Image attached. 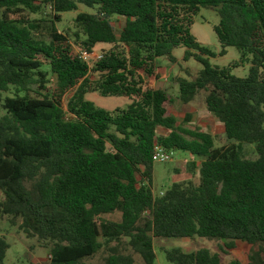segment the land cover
<instances>
[{
  "label": "trees",
  "instance_id": "1",
  "mask_svg": "<svg viewBox=\"0 0 264 264\" xmlns=\"http://www.w3.org/2000/svg\"><path fill=\"white\" fill-rule=\"evenodd\" d=\"M83 4L72 37L61 33V13ZM52 12L48 39L35 36V21L21 12ZM202 7L213 8L220 51L191 33ZM124 19L116 33L112 17ZM87 63L80 51L92 53ZM203 67L193 78L176 77L185 104L205 92V105L229 142L185 117L172 114V98L151 87L159 59ZM235 47L239 57L219 67L211 58ZM248 66L245 76L236 68ZM90 92L131 99L107 110L86 99ZM5 93V95H4ZM155 144L188 152L178 163L198 183L152 188ZM257 157L246 158L244 145ZM195 158V159H194ZM183 166V167H184ZM174 171L178 172L177 167ZM0 220L35 236L49 249V264H155V239L224 240L243 243L244 259L225 263L202 247L164 249L171 264H264V0H0ZM118 214L117 219L109 215ZM9 248L0 235V264ZM131 250V252H127Z\"/></svg>",
  "mask_w": 264,
  "mask_h": 264
},
{
  "label": "rangeland",
  "instance_id": "2",
  "mask_svg": "<svg viewBox=\"0 0 264 264\" xmlns=\"http://www.w3.org/2000/svg\"><path fill=\"white\" fill-rule=\"evenodd\" d=\"M79 12L94 13V10L86 7L83 4L78 5L77 10L61 13V21L56 22V27L59 32L72 37L76 31L74 18ZM22 19H29L38 24L35 29V36L42 39H48L51 30L52 12L47 8H43L36 14L21 12L20 15L13 16ZM114 30L118 33L124 26V19L114 16L111 19ZM219 22V16L213 8L202 7L197 16L193 18L191 33L197 40L215 52L220 51L221 46L218 42L217 35L213 30V26ZM73 39V37L71 38ZM108 45L99 44L95 54H100L101 49L108 48ZM184 48H176L173 52L178 59L177 63H171L166 58L159 59V68L156 71L157 76L146 77L148 84L154 88H163L171 96L172 114L175 116L179 124H183L185 117L191 116V122L203 128L204 131L211 133L215 137L216 145L222 146L229 142L223 133L221 122L211 114L205 105V92H201L190 103H183L179 98L178 86L174 79L179 76L193 78L196 73L203 67L199 62L190 59L186 62L182 60ZM239 57V52L235 47H228L227 53L223 56H217L210 59V63L214 66L223 67L231 61ZM92 62V58L89 59ZM238 76H245L248 72V66L239 67L233 71ZM5 95V93H4ZM86 99L93 102L95 106L107 110L116 108H126L132 101L125 96H102L97 92H90L86 95ZM244 154L246 158L254 159L257 157L254 145L245 144ZM171 159L167 162L153 163V178L152 188L155 195H160L167 190L173 183L180 181H191L198 183V176L191 175L186 171V167L178 166V163L189 161L192 156L188 152L174 150L170 152ZM195 159V158H194ZM179 169L178 172L174 168ZM3 198L0 192V199ZM112 219H117L118 214L109 215ZM21 220L18 219L16 224L10 222V218L5 216L0 220V235L6 237L9 248L6 253V264H49V249L42 246V243L35 236H28L20 227ZM224 240L207 239L195 236L194 238H166L155 239L154 245L156 249L155 264H171L164 256V249L174 247L182 248L187 252L194 251L198 248H208L212 252H220L225 263L234 258L244 259L243 243L238 242L236 250L222 249ZM131 252V250H127ZM135 259V264H142V259L138 254L132 253ZM92 264H102V254H97L94 258L89 259Z\"/></svg>",
  "mask_w": 264,
  "mask_h": 264
},
{
  "label": "built area",
  "instance_id": "3",
  "mask_svg": "<svg viewBox=\"0 0 264 264\" xmlns=\"http://www.w3.org/2000/svg\"><path fill=\"white\" fill-rule=\"evenodd\" d=\"M80 56L84 61L90 63L89 59L92 58V60H95L100 57V54H95L93 52L88 53L87 51H80ZM170 159H171L170 152L166 150L162 145L155 144L152 154V160L154 162H167Z\"/></svg>",
  "mask_w": 264,
  "mask_h": 264
},
{
  "label": "crops",
  "instance_id": "4",
  "mask_svg": "<svg viewBox=\"0 0 264 264\" xmlns=\"http://www.w3.org/2000/svg\"><path fill=\"white\" fill-rule=\"evenodd\" d=\"M192 159V158H191Z\"/></svg>",
  "mask_w": 264,
  "mask_h": 264
}]
</instances>
